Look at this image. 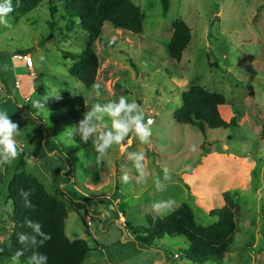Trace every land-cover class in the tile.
Returning a JSON list of instances; mask_svg holds the SVG:
<instances>
[{"label":"rangeland","instance_id":"rangeland-1","mask_svg":"<svg viewBox=\"0 0 264 264\" xmlns=\"http://www.w3.org/2000/svg\"><path fill=\"white\" fill-rule=\"evenodd\" d=\"M132 1L144 14L137 34L104 22L94 37L66 19L59 4L51 12L54 6L47 1L24 13H10L8 26L0 24V53L5 56L0 79L6 85L0 90V111L18 124L16 139L25 146L23 154L0 167V240L8 242L13 226L7 186L23 158L25 171L49 193L61 192L63 196L55 194L58 199L70 196L83 204L78 214L66 202L64 229L69 239L88 242L86 264H197L186 258L183 237H164L157 248H141L124 224L146 225L148 216L165 217L182 204L191 207L203 226L215 221L212 213L219 209L234 211L238 227L230 250L223 260L203 264H264V0H170L165 15L160 0ZM179 18L189 26L191 39L176 61L167 44ZM88 41L98 58L100 97L69 72ZM24 50L32 53L33 75L13 71V54ZM194 85L225 97L219 112L226 122L234 107H240L235 129L204 134L173 119L182 93ZM57 92L59 100L44 101ZM120 96L135 99L146 120L153 121L148 144L130 133L102 160L97 159L94 137L87 148L65 144L66 132L78 127L95 103ZM32 99L46 110L37 113ZM65 103L76 106V120L56 116V106ZM104 122L110 126L107 117ZM137 151L147 156L149 174L143 183L137 182L130 158ZM164 169L170 179L164 178ZM125 175L128 183L121 180ZM160 200L174 203L156 213L152 204Z\"/></svg>","mask_w":264,"mask_h":264},{"label":"trees","instance_id":"trees-1","mask_svg":"<svg viewBox=\"0 0 264 264\" xmlns=\"http://www.w3.org/2000/svg\"><path fill=\"white\" fill-rule=\"evenodd\" d=\"M47 1L54 6L51 12L59 4L65 12L66 19L76 21V24L86 29L94 37L101 33L104 22L113 27L140 33L143 29L144 14L132 0H12L14 11L12 13H24L32 10L36 4ZM162 14L165 15L170 7V0H160ZM62 4V5H61ZM56 5V7H55ZM191 39V30L187 23L179 18L173 22V31L168 42V51L172 59L180 61ZM113 42L105 43L109 46ZM18 53H28V50ZM82 57L76 64L70 67V73L75 75L86 87L95 83L98 68V58L92 43L89 41L82 51ZM225 103V97L216 92L194 85L181 95V105L173 113V119L177 123L188 124L196 127L202 133L214 129H235L238 125L237 118L240 115V107L235 106L233 114L228 122L220 115L219 106ZM79 104L78 107H81ZM76 106L65 103L64 106H56V116L61 120H76L78 112ZM261 139H264V116L260 131ZM83 148L90 146V141L83 143L79 136L75 138ZM25 147V146H24ZM23 151L20 153H24ZM8 170V169H6ZM31 190L32 195L28 199L32 207H25L21 190ZM63 196V194L56 193ZM55 194L49 193L45 186L24 169V159L21 158L13 172L7 186V200L12 203L11 221L13 223L8 242L0 240V261L12 264V258L17 251H23L20 256V264H28V258L33 252L44 254L48 257L47 264H86L85 256L90 251L88 242L82 238L69 239L65 234L64 223L67 217L66 202L75 208L77 213L84 208L82 203L76 202L70 196L58 199ZM215 221L210 225L197 223L194 212L187 204H182L165 217L148 216L146 225H133L124 223L133 235V240L141 248H157L158 242L164 237L169 239L183 237L187 242L184 251L190 261L203 264L208 261H221L230 250L233 237L237 231V222L234 219V211L229 207L219 209L212 213ZM31 219L42 225L41 231L50 235L51 239L45 241L43 246L32 244L31 240L21 245L18 242V233H26L30 237L34 235L31 229L24 226L25 219ZM85 228L88 225L82 218ZM40 237H37V241ZM35 264H40L39 259Z\"/></svg>","mask_w":264,"mask_h":264},{"label":"clouds","instance_id":"clouds-1","mask_svg":"<svg viewBox=\"0 0 264 264\" xmlns=\"http://www.w3.org/2000/svg\"><path fill=\"white\" fill-rule=\"evenodd\" d=\"M13 11L12 0H0V24L8 26L9 14ZM101 87L99 83L92 85V92L96 97L101 96ZM49 97L60 99L59 92L44 96V101H47ZM31 103L38 110L37 113L46 110L45 104L40 103L39 100L32 99ZM105 117L110 121V126L104 122ZM152 124L151 119L146 120L143 109L135 99L129 100L127 96H120L117 100H109L103 104L95 103L84 114V119L79 121L78 127H70L71 131L66 132L64 142L66 145H76L74 139L76 136H79L80 141L83 143H87L94 137L93 146L98 154L97 159L102 160L108 154L110 148L120 145L130 133L134 134L139 142L148 144L152 136V128L150 127ZM18 135V124L12 122L6 111H0V167L12 163L23 151L16 139ZM192 150H195L194 146ZM130 158L133 159L134 167L138 173L137 182L143 183L149 174L148 165L145 163L147 160L146 153L137 151L130 154ZM164 178L170 179L167 169H164ZM121 180L128 183V176L121 177ZM155 183L156 188L160 189V181L156 180ZM32 194L31 190H21L20 195L24 200L25 207L33 206L28 199ZM173 203L172 200H160L152 204V209L154 212L159 213L162 208L167 209ZM24 226L31 229L34 235L30 237L26 233H18V242L21 245L31 240L32 244H39L42 247L45 241L51 239L50 235L41 231L42 225L39 222L26 218ZM37 237H40L39 241H37ZM22 255V250L17 251L12 258V264H20L19 258ZM37 259H39L40 264H47L48 257L35 252L28 258V264H35Z\"/></svg>","mask_w":264,"mask_h":264},{"label":"crops","instance_id":"crops-1","mask_svg":"<svg viewBox=\"0 0 264 264\" xmlns=\"http://www.w3.org/2000/svg\"><path fill=\"white\" fill-rule=\"evenodd\" d=\"M18 53V52H17ZM15 54V53H14ZM13 54V55H14ZM27 54H29V55H31L32 56V53H27ZM5 58V56H4V54H1L0 53V60H2V59H4ZM33 58V57H32ZM12 59L13 60H15L14 61V63H13V71L16 73V72H20V74H22L24 71H26V72H28L29 74H31V75H33L34 73H33V68H34V59H33V64H32V68H30V67H28L22 60H19V59H16V58H14V56L12 57ZM22 75H25V74H22ZM4 80L3 79H0V90H2V89H6V85H5V81L3 82ZM15 88H18V87H20L19 86V84H18V82H16L15 83V86H14ZM19 89V88H18ZM7 91V90H6ZM8 94V93H7ZM18 94L20 95V97L23 99V101L24 102H26V97H25V95L23 94V93H21V92H19L18 91ZM9 96V95H8ZM22 106V105H21ZM18 143H20V142H18ZM175 257V256H174Z\"/></svg>","mask_w":264,"mask_h":264},{"label":"built area","instance_id":"built-area-1","mask_svg":"<svg viewBox=\"0 0 264 264\" xmlns=\"http://www.w3.org/2000/svg\"><path fill=\"white\" fill-rule=\"evenodd\" d=\"M14 58L22 60L28 67L32 68V64H33V58L31 55L27 54V53H15ZM20 148L23 149L24 144L23 143H19ZM175 257H178V254H175Z\"/></svg>","mask_w":264,"mask_h":264}]
</instances>
